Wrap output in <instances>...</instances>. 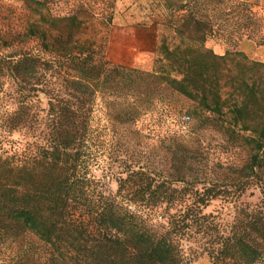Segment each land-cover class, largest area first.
Listing matches in <instances>:
<instances>
[{"label":"trees","instance_id":"1","mask_svg":"<svg viewBox=\"0 0 264 264\" xmlns=\"http://www.w3.org/2000/svg\"><path fill=\"white\" fill-rule=\"evenodd\" d=\"M94 8L73 0L0 36V247L18 243L14 264L38 262L29 235L55 264H190L183 242L201 233L211 264H264V62L239 49L264 44V15L249 0H151L160 37L144 70L83 37ZM179 97L193 122L173 117ZM210 128L219 146L204 143ZM218 199L231 220L205 211Z\"/></svg>","mask_w":264,"mask_h":264},{"label":"rangeland","instance_id":"2","mask_svg":"<svg viewBox=\"0 0 264 264\" xmlns=\"http://www.w3.org/2000/svg\"><path fill=\"white\" fill-rule=\"evenodd\" d=\"M95 8L91 12L84 13L89 21V26L83 35L84 38H91L98 41L104 46L107 59L115 64H122L126 66L139 67L144 70H150L153 67L155 59V50L159 43L160 29H158L157 21L161 18V13L156 10H150L149 5L151 0H91ZM253 5L254 11L264 15V0H249ZM31 3L32 10L29 9L27 3ZM73 0H0V36L4 40H10L13 35L23 32L27 21L40 19L42 15H65L69 11V7ZM106 8L105 12L103 9ZM113 14V23L105 24L103 20L107 15ZM247 38H244L245 40ZM255 43V41L251 40ZM256 44V43H255ZM14 44L11 49H14ZM207 46L212 47L215 52L219 54L225 53L229 45L216 39H210ZM261 45L256 44V48L246 49L249 53V58L264 62V48L259 50L257 47ZM264 47V44H263ZM239 49L240 45H239ZM242 50V49H241ZM9 51V50H8ZM192 102L184 97H179L173 104V117L179 118L181 121L193 122V115L189 112ZM172 107V106H171ZM181 110L179 113L178 110ZM176 110V111H175ZM171 112V113H172ZM182 115H190L191 118L184 119ZM17 133L14 137H18ZM225 136L220 131L210 128L203 136L204 143L211 146H219L223 143ZM118 147V146H117ZM108 147L107 155L115 151L116 155L124 157V155H131L133 152L143 153L150 152L146 147H130L129 149ZM152 160L160 163L159 152H150ZM245 156L242 153V157ZM93 173L101 178L104 182L105 188L110 193H115L117 184L114 181H109L105 176L106 165L96 166ZM249 201H256L259 191L255 195H249ZM227 204L222 200H214L209 207L205 209L206 212L221 213V218L225 222L231 220L232 212L229 211ZM207 237L202 236L201 233L192 234L183 242V247L190 264H211V259L206 251ZM23 248L31 247L33 252H36V257L40 256L36 264H55L51 261V251L49 246L45 245L37 237L29 235L23 241ZM0 264H14L13 261L19 252L18 243L11 246L0 247Z\"/></svg>","mask_w":264,"mask_h":264},{"label":"crops","instance_id":"3","mask_svg":"<svg viewBox=\"0 0 264 264\" xmlns=\"http://www.w3.org/2000/svg\"><path fill=\"white\" fill-rule=\"evenodd\" d=\"M240 48L244 50L248 55L249 53L246 51V49H253L256 48V44L252 42L250 39H245L240 42ZM259 50H262L264 47L263 45L257 47Z\"/></svg>","mask_w":264,"mask_h":264},{"label":"built area","instance_id":"4","mask_svg":"<svg viewBox=\"0 0 264 264\" xmlns=\"http://www.w3.org/2000/svg\"><path fill=\"white\" fill-rule=\"evenodd\" d=\"M186 119H189V117L187 116Z\"/></svg>","mask_w":264,"mask_h":264}]
</instances>
